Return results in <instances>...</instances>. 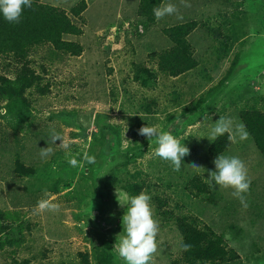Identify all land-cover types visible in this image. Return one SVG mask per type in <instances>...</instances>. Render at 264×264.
I'll list each match as a JSON object with an SVG mask.
<instances>
[{
    "label": "rangeland",
    "instance_id": "obj_1",
    "mask_svg": "<svg viewBox=\"0 0 264 264\" xmlns=\"http://www.w3.org/2000/svg\"><path fill=\"white\" fill-rule=\"evenodd\" d=\"M42 1L73 16L82 0ZM85 1L75 18L83 34L66 36L83 44L82 55L54 59L45 45L28 61L0 58V78H28L22 97H0V264L22 256H35L32 264H125L115 246L127 205L117 193L123 200L141 191L151 196L159 225L151 264H182L178 216L209 225L237 252L236 260L215 264H264V156L248 132L220 154L245 163L247 206L233 189L206 182L218 157L207 138L215 122L244 125L242 108L264 109V0H165L179 13L151 24L138 12L140 0ZM192 20L199 23L188 37L198 66L178 76L160 72L158 55L173 46L164 30ZM141 65L156 72L147 86L135 79ZM145 125L190 149L179 171L153 156L155 137L138 134ZM52 129L73 141L67 153L59 140L51 143ZM47 146L52 153L42 158ZM49 197L59 211L33 214ZM8 234L23 246L1 244Z\"/></svg>",
    "mask_w": 264,
    "mask_h": 264
},
{
    "label": "trees",
    "instance_id": "obj_2",
    "mask_svg": "<svg viewBox=\"0 0 264 264\" xmlns=\"http://www.w3.org/2000/svg\"><path fill=\"white\" fill-rule=\"evenodd\" d=\"M164 2L165 0H140L138 12L147 24L154 23L156 18L153 8L163 5ZM86 9L87 3L82 0L72 9L73 16H71L60 6L45 3L42 0H32V7L24 8L18 24L7 22L0 14V58L13 57L17 62L28 61L33 48L45 45L49 46L51 57L54 59L63 54L82 55L83 44L69 40L66 36L83 34V29L75 18L80 17ZM198 25L197 21L192 20L164 30L173 46L158 55V70L160 72L178 76L198 66L199 62L193 56L194 50L188 38ZM156 78V72L143 65L135 72V79L143 86L154 82ZM0 80V97L13 99L15 96L22 97L24 84L28 78L19 76L16 79H11L8 76H2ZM239 116L255 145L264 156V109L242 108ZM231 145L232 143L228 141L227 134H225L213 141L210 151L214 155H220L225 153ZM130 160L131 157L127 155L126 161ZM196 182L198 188H203L200 185V179L197 178ZM175 226L183 239V246L185 244L191 246L187 251L182 247L181 260H179L182 264H215L219 261H232L238 258L237 252L228 245L224 235L216 232L209 225L200 224L199 221L191 220L186 216H178L175 219ZM22 240L8 234L1 244L22 247ZM22 257V259L13 258L12 263L32 264L35 258V256L32 258ZM101 263L108 264V261L104 259L101 260Z\"/></svg>",
    "mask_w": 264,
    "mask_h": 264
},
{
    "label": "clouds",
    "instance_id": "obj_3",
    "mask_svg": "<svg viewBox=\"0 0 264 264\" xmlns=\"http://www.w3.org/2000/svg\"><path fill=\"white\" fill-rule=\"evenodd\" d=\"M184 3V0H181ZM190 5L185 4V7ZM32 7V0H0V14L3 18L11 23L18 24L21 20L24 8ZM153 13L157 21L166 16L178 14L179 9L172 3L164 4L153 8ZM179 19L182 16L178 15ZM133 115V114H129ZM138 134L145 136L149 142L155 137L157 147L153 152L154 157H158L164 161H168L173 171H179L182 167V160L185 156L190 154V149L181 145L180 141L171 133L160 131L156 126H141L138 129ZM227 134V139L231 143H237L239 140H245L248 133L244 125L239 124L233 126L231 118L220 117L207 138L210 141H215L218 137ZM49 139L52 144H58L60 148L67 153L73 141L66 139L59 133L52 129L49 134ZM52 153V148H41L40 155L46 158ZM84 159L88 163H94V157L85 154ZM69 164L72 167L78 165L75 158L69 159ZM215 171H210L206 182L210 187L219 186L221 188L233 189L232 195L241 201L243 206H247L245 195L250 190L251 179L248 176V169L245 163L235 156L218 155L214 159ZM197 172L200 166L196 164L191 165ZM45 196H48L45 190ZM54 197L44 198L38 200L36 206L33 208V214H41L46 211L58 212L60 205L54 203ZM118 202L123 206L127 205V211L122 217L123 236L119 237L118 245L115 246V251L120 259L125 264H151L154 260V255L157 252L156 237L159 231L157 220L153 216L152 207L150 204L151 196L141 191L139 194L130 198L125 197L123 200L118 198ZM184 250L187 251L191 246L185 244Z\"/></svg>",
    "mask_w": 264,
    "mask_h": 264
}]
</instances>
